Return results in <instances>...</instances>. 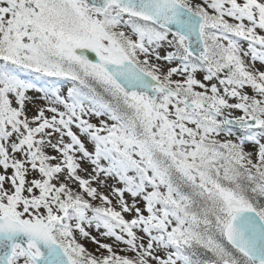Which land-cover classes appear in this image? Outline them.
Returning <instances> with one entry per match:
<instances>
[{
	"label": "snow or ice",
	"instance_id": "obj_1",
	"mask_svg": "<svg viewBox=\"0 0 264 264\" xmlns=\"http://www.w3.org/2000/svg\"><path fill=\"white\" fill-rule=\"evenodd\" d=\"M0 264H264V0H0Z\"/></svg>",
	"mask_w": 264,
	"mask_h": 264
},
{
	"label": "rangeland",
	"instance_id": "obj_2",
	"mask_svg": "<svg viewBox=\"0 0 264 264\" xmlns=\"http://www.w3.org/2000/svg\"><path fill=\"white\" fill-rule=\"evenodd\" d=\"M257 66L259 67V64H257ZM201 76H202V74H198V75H197V78H201ZM57 87H59L60 90L66 94L67 87H65L63 83L57 84ZM33 94H34V93H30V95H33ZM236 114L239 115L238 112H237ZM93 122H95V120H93ZM234 131H237V133H238V130H234ZM245 148H246V150H250V146H249V145H245ZM93 234H95V233H93ZM106 242H107V241H106ZM85 246H86L89 250H92V249L94 248V245H92V244L89 243V242H85Z\"/></svg>",
	"mask_w": 264,
	"mask_h": 264
},
{
	"label": "trees",
	"instance_id": "obj_3",
	"mask_svg": "<svg viewBox=\"0 0 264 264\" xmlns=\"http://www.w3.org/2000/svg\"><path fill=\"white\" fill-rule=\"evenodd\" d=\"M52 79H55V78H52ZM60 83H63L64 86L67 88L72 86L70 81H66L64 79H60L57 84H60Z\"/></svg>",
	"mask_w": 264,
	"mask_h": 264
},
{
	"label": "water",
	"instance_id": "obj_4",
	"mask_svg": "<svg viewBox=\"0 0 264 264\" xmlns=\"http://www.w3.org/2000/svg\"><path fill=\"white\" fill-rule=\"evenodd\" d=\"M91 55V54H90Z\"/></svg>",
	"mask_w": 264,
	"mask_h": 264
}]
</instances>
